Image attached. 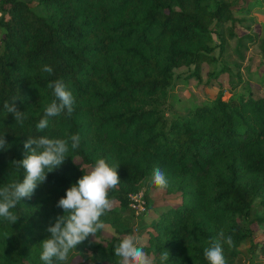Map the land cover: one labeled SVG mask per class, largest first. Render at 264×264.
Returning <instances> with one entry per match:
<instances>
[{
	"label": "trees",
	"instance_id": "1",
	"mask_svg": "<svg viewBox=\"0 0 264 264\" xmlns=\"http://www.w3.org/2000/svg\"><path fill=\"white\" fill-rule=\"evenodd\" d=\"M257 5L0 0V137L7 141L0 150V188L23 180L24 170L13 162L24 158L29 137H80L79 148L69 142L65 162L11 210L17 222L0 218V264H43L40 243L51 235L46 229L65 214L58 201L99 158L120 165L121 182L109 192L114 206L101 217L115 235L105 244L86 239L67 264H117L115 246L135 235L131 195L144 192L148 213L155 205L149 198L160 190L149 183L154 168L169 181L165 195L179 199L159 211L151 226L144 251L153 264H208L204 250L221 230L233 240L232 247L222 244L226 264H245L240 247L246 244L255 251L249 262L264 255V240L254 244L255 228L264 237V96L244 81L241 70L224 64L214 76L228 74L231 98L218 80L214 100L167 116L175 71L194 67L192 77L200 78L201 67L217 64L238 39L236 27L243 20L237 15ZM246 39L255 42L241 41ZM242 49L247 47L240 43L234 52L245 61ZM45 64L52 74L41 71ZM55 80L72 91L74 111L49 118L40 132L36 125L54 99L48 84ZM13 97L26 117L23 125L4 108ZM165 251L169 258L162 262Z\"/></svg>",
	"mask_w": 264,
	"mask_h": 264
},
{
	"label": "clouds",
	"instance_id": "2",
	"mask_svg": "<svg viewBox=\"0 0 264 264\" xmlns=\"http://www.w3.org/2000/svg\"><path fill=\"white\" fill-rule=\"evenodd\" d=\"M43 73L52 74L50 65L41 67ZM52 89L54 99L44 108V116L36 125L37 131L44 132L49 125V118L57 117L65 110L71 115L74 111L75 97L62 80H55L48 84ZM17 98L13 97L11 103L5 102L4 108L8 114H12L15 122L23 125L24 112L16 107ZM69 142L72 149L79 148V134L71 135L66 139H52L48 136L29 137L24 143V158L14 161L19 168L24 170L22 181L10 183L0 188V218L11 225L15 224L19 217L11 211L25 198L30 199L38 185L44 183L47 175L59 168L69 157ZM5 136L0 137V150H6ZM120 165H110L106 159L99 158L95 161L90 171L78 179L67 189L57 207L63 209L64 215L57 216L54 224L46 229L51 235L40 244L42 251L40 260L43 264H67L70 252L77 249L90 236L105 228L101 217L110 212L114 206L109 192L115 190L121 182L118 175ZM149 183L157 189L163 190L169 186L165 174L154 168ZM5 235H7L5 233ZM222 244L233 246L231 236H225L223 230L218 237L205 248L204 256L208 264H226L223 255ZM118 258L117 264H153L152 259L140 246L139 238L135 235L125 236L114 249ZM168 251L161 253V261H167Z\"/></svg>",
	"mask_w": 264,
	"mask_h": 264
},
{
	"label": "rangeland",
	"instance_id": "3",
	"mask_svg": "<svg viewBox=\"0 0 264 264\" xmlns=\"http://www.w3.org/2000/svg\"><path fill=\"white\" fill-rule=\"evenodd\" d=\"M255 1L258 5L257 7L253 6L250 14L237 15L238 18L243 20L236 27L238 39L231 42L229 50L221 57L217 64H204L199 71L200 78H197V76L192 77L194 67L181 68L175 71L176 78L174 84L169 89L168 109L170 111H167L168 117L171 118L174 114H183L187 109L196 108L214 100L218 92L216 87L218 80L223 82L227 89L226 98H231L232 93L228 89V74H223L219 79L214 76L219 73L224 64L231 66L235 72L238 69L241 70L244 81L250 83L260 95L264 96V54L262 52V41L264 40V0ZM242 37H252L255 42L253 43L248 39L241 41ZM240 43L247 47L246 50L242 49L245 61H240V58L234 52V49ZM238 64L239 68L237 67ZM241 91V88H239L235 92L240 93ZM149 198L154 202V207L145 216H135L131 222L135 230L134 234L139 238L140 246L143 248L148 246V234L152 232L151 226L156 223L159 211L175 205L179 199L176 196H166L163 190L151 193ZM255 232L257 239L254 241V244L258 245L264 240V237L260 236L261 231L259 229L255 228ZM114 235V228L105 226L101 237L90 236L89 238L92 242H102V244H105ZM240 250L245 256V264H264V255H258L254 263L249 262L248 259L252 256L253 252L255 253L254 248H251V244L242 245ZM72 254L70 252V255ZM77 260L80 259L77 258Z\"/></svg>",
	"mask_w": 264,
	"mask_h": 264
},
{
	"label": "built area",
	"instance_id": "4",
	"mask_svg": "<svg viewBox=\"0 0 264 264\" xmlns=\"http://www.w3.org/2000/svg\"><path fill=\"white\" fill-rule=\"evenodd\" d=\"M130 208L135 212L136 216H144L147 212L144 200V192L131 195Z\"/></svg>",
	"mask_w": 264,
	"mask_h": 264
},
{
	"label": "crops",
	"instance_id": "5",
	"mask_svg": "<svg viewBox=\"0 0 264 264\" xmlns=\"http://www.w3.org/2000/svg\"><path fill=\"white\" fill-rule=\"evenodd\" d=\"M153 225V224H152Z\"/></svg>",
	"mask_w": 264,
	"mask_h": 264
}]
</instances>
